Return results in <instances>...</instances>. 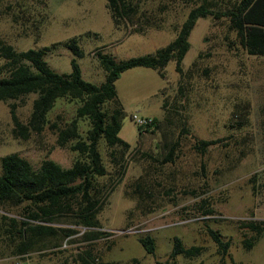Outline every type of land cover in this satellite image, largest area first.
<instances>
[{
	"label": "rangeland",
	"instance_id": "374dc122",
	"mask_svg": "<svg viewBox=\"0 0 264 264\" xmlns=\"http://www.w3.org/2000/svg\"><path fill=\"white\" fill-rule=\"evenodd\" d=\"M161 2L146 0L154 9ZM21 9L43 16L38 35L30 26L32 18L25 26L22 18L12 20L13 15H21ZM186 12L181 5L170 6L163 14V29L129 34L126 28L114 26L106 0H0V38L24 50L81 35L84 56L76 59L82 77L100 84L105 71L97 58L98 50L116 61L153 54L175 38L174 27ZM189 40L183 75L170 60L164 68L165 78L152 68L134 67L122 72L115 83L125 110L119 136L131 147L139 136L133 114L163 120L166 111L173 108L176 121H184L188 131L180 137L174 162L159 164L155 160L161 133L158 129L145 132L136 147L126 153L125 174L117 181L105 141L100 139L98 148L107 174L98 177V182L104 193L108 192L97 214L98 229L103 234L86 241L81 238L84 228L76 226L80 232L74 235V241H65L60 252L57 248L56 253L51 249L32 252L26 256L27 264H76L75 257L86 249H91L101 264H156L171 259L174 236L186 246H202L196 257L176 255L175 264H264V230L250 248H245L237 227L244 220H264V56L247 54L226 19L199 18ZM73 57L67 47L58 44L44 59L56 72L68 73ZM34 97L30 94L24 102L17 100L22 121L29 117ZM10 102L0 101V157L18 152L34 168L46 158L63 167L71 166L77 153L69 146H58L56 135L47 127L41 137L33 134L22 140L13 135ZM76 106L75 102L58 99L48 118L56 120L59 114L69 121ZM87 128V121H80L82 134ZM174 129L181 130L179 125ZM199 139L217 142L200 154L194 149ZM136 181L150 187L152 195L140 200L137 194H131ZM20 210L0 208V214L19 217ZM209 229L229 241L227 254L219 253ZM144 234L154 237V254H148L139 243L138 237Z\"/></svg>",
	"mask_w": 264,
	"mask_h": 264
},
{
	"label": "trees",
	"instance_id": "16d2710c",
	"mask_svg": "<svg viewBox=\"0 0 264 264\" xmlns=\"http://www.w3.org/2000/svg\"><path fill=\"white\" fill-rule=\"evenodd\" d=\"M158 7H148L146 0H106V8L116 28H126L129 34H144L150 28L163 29L165 16L170 6L181 5L187 9L184 19L174 27L175 38L153 54H144L116 61L111 55L97 51V58L105 71V79L100 84L85 80L76 57L84 56L79 44L81 35L72 36L65 42H54L40 48L17 50L0 38V101H9L12 133L22 140L33 134L40 136L47 127L56 135V144L69 146L77 153L71 166L63 167L52 159H44L37 168L18 152L0 157V208L20 207L18 216L0 214V259L35 251L56 253L65 241H74L79 233L76 226L84 228L81 238L90 241L100 237L97 214L102 209L108 192L104 193L98 177L107 174L98 143L104 139L117 181L125 174V156L130 148L136 147L145 132L159 130L161 139L156 143L159 164L174 162L180 146L182 133L187 132L184 121H176L174 111L168 109L163 120L152 118L146 126L137 125L139 136L136 144H131L119 136L125 110L120 102L116 80L121 73L134 67H147L165 78L164 68L170 60L175 61V70L183 75V59L190 48V34L199 18L213 20L226 19L229 28L235 32L238 44L247 54L264 56V0H162ZM13 15V21L23 19V25L32 18L31 27L39 34L43 16L30 15L26 10ZM90 32H86L88 35ZM28 33L25 32L24 35ZM98 35V33H94ZM58 44H63L74 55L71 70L59 73L52 69L44 56ZM34 94L32 109L26 121L17 113V100L24 102L26 96ZM58 99L75 102L73 117L64 121L61 115L50 121L49 111ZM162 107H167L163 101ZM80 121H87L85 133L80 131ZM176 123V124H175ZM179 125L175 131L172 125ZM217 139H199L194 149L204 154ZM153 158V157H152ZM160 158V159H159ZM154 159V158H153ZM134 191L141 200L153 193L142 181H136ZM111 189V187H110ZM109 191V190H108ZM210 211V210H209ZM207 211V212H209ZM62 224V225H61ZM242 232V245L250 248L264 230V220L248 219L238 223ZM221 255L228 252L229 241L221 234L208 230ZM139 243L148 254L155 252V239L150 234L138 237ZM57 251H54L55 249ZM202 246H186L183 240L174 236L170 258L156 264H175L178 254L192 258L200 255ZM42 254V253H41ZM43 255V254H42ZM91 249L78 253L76 264H101L96 262Z\"/></svg>",
	"mask_w": 264,
	"mask_h": 264
},
{
	"label": "built area",
	"instance_id": "2783aa9c",
	"mask_svg": "<svg viewBox=\"0 0 264 264\" xmlns=\"http://www.w3.org/2000/svg\"><path fill=\"white\" fill-rule=\"evenodd\" d=\"M132 119L139 126H146L151 124L152 117L139 116L137 114L132 115ZM0 264H27V260H24L22 256L15 255L7 258L0 259Z\"/></svg>",
	"mask_w": 264,
	"mask_h": 264
}]
</instances>
